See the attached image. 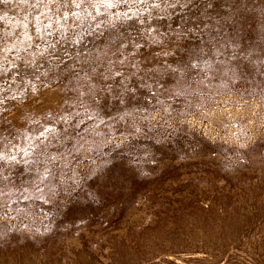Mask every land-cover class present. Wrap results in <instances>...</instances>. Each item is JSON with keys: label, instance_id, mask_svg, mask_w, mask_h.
I'll use <instances>...</instances> for the list:
<instances>
[{"label": "rangeland", "instance_id": "1", "mask_svg": "<svg viewBox=\"0 0 264 264\" xmlns=\"http://www.w3.org/2000/svg\"><path fill=\"white\" fill-rule=\"evenodd\" d=\"M0 264H264V0H0Z\"/></svg>", "mask_w": 264, "mask_h": 264}]
</instances>
